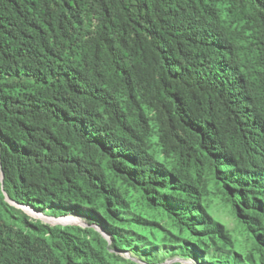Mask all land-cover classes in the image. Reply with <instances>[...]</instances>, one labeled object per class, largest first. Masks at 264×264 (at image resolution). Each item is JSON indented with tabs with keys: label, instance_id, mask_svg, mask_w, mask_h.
I'll return each instance as SVG.
<instances>
[{
	"label": "trees",
	"instance_id": "trees-1",
	"mask_svg": "<svg viewBox=\"0 0 264 264\" xmlns=\"http://www.w3.org/2000/svg\"><path fill=\"white\" fill-rule=\"evenodd\" d=\"M1 174L0 264H264V0H0Z\"/></svg>",
	"mask_w": 264,
	"mask_h": 264
},
{
	"label": "rangeland",
	"instance_id": "rangeland-1",
	"mask_svg": "<svg viewBox=\"0 0 264 264\" xmlns=\"http://www.w3.org/2000/svg\"><path fill=\"white\" fill-rule=\"evenodd\" d=\"M29 210L31 212H33V214L35 215H38L40 217H44V218H47V219H51V220H56L55 218L53 217H45L43 216L42 214L30 209V208H24V210ZM23 210V213L31 220V221H39L41 222L42 224L44 225H49V226H61V227H66V226H73V227H82V228H86L88 225L87 223L84 221L83 218L81 217H75V216H64V217H59L57 218L58 220L59 219H66V218H71V219H77L79 222H77L75 225L74 224H69V225H59V224H49V222H46V221H43V219H40V217H34V216H31L30 214L26 213L25 211ZM211 214L212 216L220 221L221 223H223L224 225H226L230 230H234L235 229V222L234 220L232 219V217L230 216L229 214V211L228 210H224L222 209V207L219 205L218 201H214L213 204H212V208H211ZM96 230V229H95ZM107 241L108 240V237L105 236V235H102ZM118 256H120L121 258H123L124 260H131V261H134L136 264H143V263H140L136 258H134L133 256L129 255V254H124V253H117ZM171 262H177V263H182V264H194L192 261H181L180 259L174 257V258H171L169 256H167V259L165 261H163L162 263H158V264H170Z\"/></svg>",
	"mask_w": 264,
	"mask_h": 264
},
{
	"label": "bare ground",
	"instance_id": "bare-ground-1",
	"mask_svg": "<svg viewBox=\"0 0 264 264\" xmlns=\"http://www.w3.org/2000/svg\"><path fill=\"white\" fill-rule=\"evenodd\" d=\"M26 213L30 214L31 216H34V217H40L38 215H35L33 214V212L29 211V210H24ZM40 219H43V221H46V222H49V224H52V225H56V224H59V225H69V224H76L77 222H79L77 219H71V218H66V219H57V220H51V219H47V218H44V217H40Z\"/></svg>",
	"mask_w": 264,
	"mask_h": 264
},
{
	"label": "water",
	"instance_id": "water-1",
	"mask_svg": "<svg viewBox=\"0 0 264 264\" xmlns=\"http://www.w3.org/2000/svg\"><path fill=\"white\" fill-rule=\"evenodd\" d=\"M0 180L2 181V174H1V176H0ZM5 201H6L9 205H11V206H13V207H15V208H17V209H20L19 206H17V205L14 204L13 202H11L6 196H5Z\"/></svg>",
	"mask_w": 264,
	"mask_h": 264
},
{
	"label": "clouds",
	"instance_id": "clouds-1",
	"mask_svg": "<svg viewBox=\"0 0 264 264\" xmlns=\"http://www.w3.org/2000/svg\"><path fill=\"white\" fill-rule=\"evenodd\" d=\"M20 207V209L19 210H21L22 212H23V210H24V208H27L28 209V207H21V206H19ZM44 216V215H43ZM46 217V216H45ZM56 220H57V218H55ZM88 227V226H87ZM82 228V227H81ZM98 230H99V232L101 233V235H104L103 233H102V231H101V228L99 227L98 228ZM106 236V235H105Z\"/></svg>",
	"mask_w": 264,
	"mask_h": 264
}]
</instances>
